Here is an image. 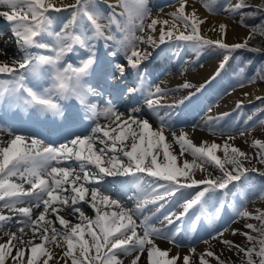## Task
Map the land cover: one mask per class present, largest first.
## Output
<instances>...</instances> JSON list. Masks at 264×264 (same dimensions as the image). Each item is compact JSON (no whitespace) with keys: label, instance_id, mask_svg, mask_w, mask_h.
<instances>
[{"label":"snow or ice","instance_id":"snow-or-ice-1","mask_svg":"<svg viewBox=\"0 0 264 264\" xmlns=\"http://www.w3.org/2000/svg\"><path fill=\"white\" fill-rule=\"evenodd\" d=\"M187 2L188 0H177L179 7L167 14L173 18L170 23L167 19L151 18L149 0H122L127 19L122 25L119 21L116 23L127 35L117 48L108 53L117 58L122 52L125 59L120 63L101 61L94 51L92 41L98 38L106 41L115 38L105 35L106 26L99 22L102 17L93 0H75V4L66 6H57L55 0H0V6L9 9L0 11V16L9 22L19 53L18 58L12 59L10 63H0V75L11 78V82L0 87V111L3 113L0 121L24 122L50 115L65 124L82 123L86 119L95 122V118L101 113L92 98L103 96L109 88L117 89L120 96L135 97L137 94H144L146 107L155 112L160 120L159 126L154 130L148 119L135 115L141 109L133 108V114L127 115L120 112L113 101L108 99L103 110L108 124L96 123L89 134L73 135L63 143H45L37 136L17 134L9 128L8 136L11 138L0 139V229L16 227L18 231L0 235V240H3L0 242V264H7L8 260L11 264H58L59 261H63V264H124L118 258V253L125 256L135 253L130 264H138L142 256L144 264H190L195 248L191 249L190 254L181 257L178 253L172 254L170 248H161L156 238L179 246L177 237L183 231L185 219L193 227L201 221L199 214L189 216L190 210L198 208L203 213L206 204L219 201L217 193L224 197L236 196L232 189L248 179L249 169L241 161L249 157L239 147L230 145L227 141L223 145L208 141L196 144L183 131L178 133L171 130L169 143L165 130L171 129L168 121L176 109L191 102L193 97L220 76L234 51L248 49V40L256 34L257 29L252 28L251 35L244 42L228 44L224 39L227 26L220 24L219 37L215 40L206 38L200 34L199 26L203 21L197 17L196 11L186 13ZM249 7L246 0H239L235 4H231L229 0L222 10L231 15H240L243 25L244 17L256 15L255 11H242ZM69 8L73 10L71 18L56 31L53 27V13ZM210 10L217 11L215 7H210ZM149 19L150 22L145 24ZM84 21L90 25L91 34L89 31L78 32ZM176 21L182 23L183 30ZM112 22L109 18V24ZM133 29L156 35L150 34L146 38L136 36ZM260 35H264V30L260 31ZM166 39L189 42L198 50L207 46L208 49L219 51L222 56L221 63L211 78L199 87L183 82L177 90L189 91L171 103H166L165 98L172 93L158 85H149L148 74L142 68L152 58L153 52L165 45ZM137 42L148 47L138 48ZM77 45L86 49V57L75 65L66 62L65 57L74 53ZM33 49L47 50L51 54H41ZM3 51L0 49V52ZM42 65L51 66V88L36 90L27 86L24 83L25 74L36 73ZM130 70L137 74V86L121 90L116 81L125 78ZM88 77H92L95 83L89 81ZM256 99L264 100V97L257 96ZM242 107L243 102L238 101L236 108ZM228 115L229 113H222L219 117L210 116L208 123L215 121L218 124ZM248 119L251 120L252 117ZM132 125L136 127L133 128ZM247 130L242 129L240 135L244 136ZM233 139L235 137L229 133L228 140ZM173 144L179 146L178 154L171 150ZM253 147L259 148V163L264 164V141L254 140ZM218 149L224 152L223 162L216 155ZM185 153L193 157L192 161L183 159ZM178 156L182 158L181 166L177 165ZM196 160L203 163L196 165ZM68 161L77 162L76 167L71 164L62 166L63 162ZM204 163L214 164L221 175L196 179L191 170L195 165L203 171ZM225 164L232 165V168L226 169ZM108 177L122 178L120 187L124 193L133 184L138 189L147 185V190L127 195V200L133 206L126 207L120 200L105 194L110 189H101V183ZM25 184L29 187L25 188ZM259 195L264 197V187L260 189ZM174 201L181 211L177 213L172 209L164 213L160 220L163 228L154 227L150 223V217L143 214L149 204L156 205L155 212H161L167 204ZM81 202H87L95 212L94 219L84 215L78 206ZM98 205L114 207L118 211L108 212ZM224 207V203H220L215 208V215L218 216ZM5 209L17 215H5ZM34 210H40L38 215H34ZM61 210L76 216L81 222L73 224L59 214ZM48 215L55 217L59 228L53 220L46 219ZM237 216L262 222L259 228L252 223L246 225V228L260 233L259 240L244 232L241 234L247 237L251 247L242 248L228 239L220 242L229 249H236L238 254L244 253L246 264H256L252 258L254 253L259 257V264H264V211L252 217L248 211L241 210ZM133 217L139 218L140 224ZM84 221H87L86 227L83 225ZM138 227H142V234H138ZM26 229H31V232H26ZM237 231L233 230L232 235H236ZM222 236L223 231H220L211 238ZM36 239L40 243H34ZM47 244L57 248L63 244L65 247L62 255L54 254L46 247ZM29 246L30 255L26 257ZM206 257H213L217 264H225L213 251L202 253L199 257L200 264H209Z\"/></svg>","mask_w":264,"mask_h":264},{"label":"rangeland","instance_id":"rangeland-1","mask_svg":"<svg viewBox=\"0 0 264 264\" xmlns=\"http://www.w3.org/2000/svg\"><path fill=\"white\" fill-rule=\"evenodd\" d=\"M96 1L104 2L103 5L100 4L103 7V9L100 5H98L96 10L99 12V14L102 17V19L99 22L106 26L104 29L105 35L113 36L115 38L112 40H108L107 41L108 46L106 48H104L106 50V52L109 53L110 51L114 50L115 48H117L119 46L120 41L124 39V37L127 35V33L125 31H123L120 27V29L122 31L121 35L119 36L116 34L118 29L115 28L112 24H109V18H111V16H109V10H107V8H106V6L108 4L104 0H96ZM111 1H112V4L115 5L116 8L123 14L122 18L115 14L116 18L114 17L113 19L112 18L111 19L113 21H115L117 19V21H119L121 25L124 24V22L127 19V13L125 12V8L123 7L122 0H111ZM168 1H170V0H164L163 3L157 8V10H159L163 6L169 4ZM173 1L176 2L177 0H173ZM188 1L194 2V0H188ZM195 1L199 2L201 4V6L203 7V9L207 13H209L210 15H214V16L222 15L225 12L222 10V7L225 4L229 3V0H195ZM171 2H172V0H171ZM230 2H231V4H235V3L239 2V0H230ZM246 2H247V4H249L252 7L253 11H256L257 9H264L261 5L262 0H246ZM72 4H75V0H69L67 3V5H72ZM1 7H3L4 11H9V9L7 7H4V6H1ZM149 7L152 9V11L154 10V4L151 2V0H149ZM210 7H215L217 9V11H211ZM72 11L73 10L71 8H69L66 11H62L61 15L64 18L63 24L66 23L71 18ZM59 14L60 13H53V15L55 16L54 29L56 31L60 30V29L59 30L56 29L59 26L55 27L56 24H60ZM229 17L235 24L249 30V34H248L247 38L251 35L252 28H254V27L247 25L245 23L246 17L243 18V25L241 24L242 17L240 15L229 14ZM147 21L148 20L145 21V24L148 23ZM136 23H138V21H136ZM3 24H4V26H3ZM180 24L182 25L181 22H180ZM244 25H247V26H244ZM89 27H90V25L88 24L87 21H85V23L83 22L80 25L78 32L79 31H89V33H90ZM260 27L262 28L261 30H264V22L256 28L258 32L261 31V30H259ZM181 30H183V26H182ZM133 32L136 36H140V34H142V32H139L135 29H133ZM200 34L202 36H205L206 38H210L209 35L207 33L203 32L201 29H200ZM263 38H264V35H260V33H256L255 35H252V38L248 40V49L249 48L254 49L255 47H257L256 44L254 43V41L256 43H258L259 41H262V45L264 46V39ZM102 41L104 42V39H102ZM244 41H242V42H244ZM242 42H240V43H242ZM92 43L94 44L93 41H92ZM175 44L184 45L185 48H187V49L192 47V44L189 42L180 41L177 39H166V45L167 46H172ZM144 46H145L144 44H140L139 42H137L138 48H144ZM0 49L4 50L3 52H0V60L2 62L10 63L12 59H16L19 56L18 49H17L16 43H15V38L12 36V32L10 30L9 22L5 18H1V17H0ZM248 49H242V51L252 53V51L248 50ZM198 52L201 55L200 57H198L199 59H198L197 64L199 65L200 63L203 62V58L205 57V55L214 54L215 52H218V51L214 50V49H208L207 46H205V47L200 48L198 50ZM78 54H80L81 60L83 58H85L87 55V54H83L81 51H79ZM111 58L114 60L113 57H111ZM115 59L118 60V62L123 63L125 58L123 56V53L121 52V54ZM243 59L244 58L242 56H236V53L234 51L231 54V59L229 60L228 64L234 63L236 60H237L236 65L243 64L244 63ZM251 62L253 63L252 65H249V66L244 65V66L248 69H253V70L256 69L257 72H255L253 74L247 73L246 71L241 69L238 72H236V74H232L233 71H230L232 74L231 79L226 78L225 73L221 72L220 75H222L223 82H221L220 84L217 83V78H215V80H212L211 84H209V86L203 92L205 98L207 97L206 104H205V107H206L205 112L206 113H210L209 109L211 110V108L214 107L219 100L223 99L224 96H226L231 90L236 89L238 87H241L240 86L241 84H243V86H244V85L255 83V84L264 86V77L261 75L260 63L256 59H253ZM145 65H146L145 67L147 68V71L152 72L151 77L150 78L148 77V79L150 81L149 84L151 86L157 85L161 80H163L165 78V76L168 73H170L169 69L162 67L158 61L154 62V64L152 65V68L150 67L151 65H149V64L148 65L145 64ZM227 65H226V67H227ZM153 67H156V68L153 69ZM191 70H192V68H191ZM127 76L130 77V72L127 74ZM122 79H127V77L122 78ZM41 80L45 81L46 77L42 78ZM33 81L34 80H32V82H31L32 86H34ZM119 82H120V80L116 81V83H119ZM214 82H216V83L213 85ZM110 83H112V81H110ZM122 88L123 87H122V82H121L120 89L123 90ZM210 88L213 92V98L211 97V93H209ZM108 90L113 91L112 88H109ZM125 90H126V87H125ZM112 96H116V93H108L107 92V94H105V96H103L104 100H102V102L100 103V106L102 108V112H103L104 108L106 107L105 101H107L108 99H111L113 101ZM120 97L122 99L124 98L123 96H120ZM261 97H264V95H262ZM141 99H142V101L140 100L141 102L138 101V102L128 106L127 110L122 109V107H118L117 102L116 103L113 102V103L116 105V107L118 108V110L120 112L126 113L127 115L133 114L132 113L133 108L141 109V111L137 112L135 115L138 118L148 119L150 121V123L153 120V125H154V130H155L159 126V123H160L159 116L155 112H153L152 110H149L146 107V105L144 103V96ZM257 101H258L257 99L247 101V108H245V106L242 107L241 109H239V112H237L235 114L232 113L230 116H228V118H226L224 120V122H223V120L219 121L217 127H211V129L208 130L210 135L217 137L219 139L228 138V134L231 133V135L236 137L238 139V141L240 142V144L243 147H245L242 151L247 153V156L249 157V159H242L241 162L243 163V166L245 168L249 169V171L247 172L248 179L246 181L242 180L243 181L242 183H240L236 188L232 189L234 192H236L235 197H233L232 195H229V199H226V197L222 196L220 193H217V196L220 197L219 201H212V202H209L208 204L205 205V216L200 221V224H201L200 229L198 228L197 225L195 227H193L191 225V223L188 221V219L186 218L185 223L183 225V231L177 237V239L180 241V244H179V246H176V247L190 248L191 249V248H194L197 246L201 247L206 242H211L212 240H218L220 242V240L223 239L222 237H225L227 231L230 228H232V226H234V225H238L237 226V230H238L237 232L239 233L238 239L234 243L237 245H240V247H242V248L251 247V245L249 244V242L247 240V237L245 235H242L241 233L247 232L248 234H250L251 230L246 228V225L249 223H252V224L259 223L260 221L254 219V218L237 216V213L241 210H246L252 214V217H255L261 211H264V197H261L259 195L260 189L262 187H264V175L257 177V178H254L255 176L259 175L262 170H264V164L259 163V157L257 156V153L259 152V148L253 147V141L254 140L259 139L261 141H264V123H261V121H264L263 116H262L263 111H264V106L260 107L259 105H257L256 104ZM141 105H143V106H141ZM192 105H194V103L191 104V102H188L184 106V108L186 110H188L192 107ZM200 108H202L201 104H200ZM150 111H152V113H150ZM240 112L243 113V114H240V115H242L241 119L238 118V116H240L239 115ZM176 114H177V109L173 113L171 120L168 121V123L171 125V129L166 128V130H165V135L168 138H171L170 137V131L171 130L184 131L187 129H193L194 128L193 125L196 126L195 121L188 122V120H191L189 116L187 117L188 119L180 120L179 123L181 125L178 126V124H176L174 122L175 121L174 118L177 117ZM260 116H262V118ZM249 117H252V119L249 120L248 119ZM101 120H102L101 125H106L109 123V121L104 118L103 114L101 115ZM245 128H247L248 130L245 132L244 136H241L240 131L242 129H245ZM0 132L4 133V138L5 137L11 138L10 136H8V132H6V133L4 131H0ZM232 145L237 147L234 143ZM217 153H219V158L223 162L224 161V152L219 149L217 151ZM185 155L190 156V154H188V153H185ZM192 159H193V157H192ZM202 163H203L202 161L196 160V165H200ZM225 168L230 170L232 168V165L225 164ZM252 169H258L259 171H252ZM191 171L195 174L196 179H202L205 177L201 173H205L206 176H208V175H212V176L221 175L220 170L214 164H207V163H204V170L203 171L200 168L196 167L195 165L193 166ZM17 182H19V181H17ZM135 186L136 185L133 184L130 188L127 189V191H131L130 193L125 192L124 194L120 195L118 193L120 191L114 189V186H112L111 184H108L106 186L100 185L102 190H103V188H108L110 190L114 189V191H110V192H107L105 194L111 195L114 199L120 200L121 203H126L125 204L126 207H132L133 206L132 203L127 200V195H131V194H133V192H136L137 194H139L141 192V189H138ZM24 187L27 188L29 186H27V184H25ZM132 187H135V188H132ZM229 187L232 188L231 185ZM220 203H224L225 207L221 210L220 214L217 216V215H215V208L219 207ZM98 206L104 208V210L108 211V212L118 211V209H116V208L108 210L109 208L107 206H103V205H98ZM57 207L62 208V206H60V205H57ZM81 209L84 212L85 216L92 218V219L95 218V212L88 205L81 207ZM155 209H156V205H154V209L152 210V212H154ZM172 209H175L177 211V213H179V211H181V209L176 206L175 201H174L171 204H167L166 207L163 210H161V212H157L152 218L150 217L149 209L144 210L143 214L148 215L150 217V223L154 227L163 228L164 225L160 223V220L162 219V215L164 213H166L167 211L172 210ZM3 211H4L5 215H14V213H11L6 209ZM197 211H198L197 208H194V209L190 210L188 215L192 216L193 213L197 214ZM38 212L39 211L35 210L34 215H38ZM59 214L65 216V218L69 219L73 224H75L77 222H81V221L76 219V216L69 215L67 213V211H65V210H61ZM46 219L53 220L55 223V226L57 228L60 227L59 224L55 222L54 216L48 215V216H46ZM133 219L136 220L137 224H140L139 218L133 217ZM83 225L86 227L87 221H84ZM12 231H18V229L16 227L0 229V235H2L3 233H6V232H12ZM142 231H143L142 227L137 228L138 234H142ZM220 231H223L222 237H218L217 239L211 238L212 236H215ZM26 232L30 233L31 229H26ZM28 238H30V236ZM85 238L86 239L88 238L87 234H86ZM0 242H1V240H0ZM156 242L157 243L158 242H167V243L171 244L170 242L163 240L161 238H156ZM34 243H40L39 239H36L34 241ZM171 245H173V244H171ZM46 247H48L50 250L56 249V250H52L54 252V254L62 255V250L65 246L62 244L61 247L57 248V247H55V245L47 244ZM26 251H27L26 257H27L30 255V246H29V250H26ZM134 256H135V253H133L132 256H125L122 253H118V258L121 259L124 262V264H130V261ZM142 257H141V259H142ZM219 257L221 260L225 261V264H246V260H247L244 253L238 254L236 249H229L228 247L226 248V252L224 251L221 254V256L219 255ZM252 258L254 261H256V264H258L259 257L255 254H253ZM38 259H39V257H38ZM140 261L138 262V264L140 263ZM60 263L63 264V261L58 262V264H60ZM50 264H52V262H50ZM214 264H217V262L215 261Z\"/></svg>","mask_w":264,"mask_h":264},{"label":"bare ground","instance_id":"bare-ground-1","mask_svg":"<svg viewBox=\"0 0 264 264\" xmlns=\"http://www.w3.org/2000/svg\"><path fill=\"white\" fill-rule=\"evenodd\" d=\"M68 1L69 0H55L57 6H60L61 4L66 6ZM105 1L109 5H111V7H116L115 5L112 4L111 0H105ZM163 1L164 0H151V2L154 4V10L151 12V18L167 19L171 23L173 21V18L167 14L175 11L179 7V4L177 3V1L171 2L170 0L168 1L169 4L160 8L163 11H160V9L157 10V8L163 3ZM185 10H186V13L191 12L193 10L196 11L197 17L203 21V23L200 24L199 26L200 29L203 32L207 33L209 37L213 40L217 39L220 35V29H219L220 24H225L227 26V29H226L227 34L224 39H225V42L229 44L240 43L246 40L249 34V30L235 24L230 19L229 13L227 12H224L220 16L210 15L203 9L201 4L195 0L194 2L188 1ZM0 11H4L3 7L1 6H0ZM0 17L4 18L3 16H0ZM147 22L149 23L150 19ZM176 23L178 24L180 28H182V25L180 24L179 21H176ZM157 27L159 28L160 25H157ZM150 34L156 35L155 33H149L148 31H145V32H142L140 36H144L146 38L147 35H150ZM100 39L101 38L96 39L95 42L97 40L100 41ZM103 46L104 47L107 46L106 42L103 43ZM162 46L163 47L159 50V52H157L154 59L153 60H151L152 58L150 59L149 65H151L150 67L152 68V65L154 64V62L158 61L162 67L169 69L170 73H168L165 76V78L157 84L158 86L172 93L165 98L166 103H171L175 99L182 98L189 91L187 89L177 90L178 86L182 84L183 82L187 81L195 85L196 87H199L200 85L204 84L206 80H208L214 75L215 70L218 68L222 60V56L218 51V52H215L214 54L205 55V57L203 58V62L198 65L197 64L198 59H199L198 57H200L201 55L198 52L197 48L192 46L191 48L187 49L185 48L184 45H177V44L172 45V46H167L166 43L165 45H162ZM145 47H148V46L145 45L144 48ZM157 50L153 52L152 57L154 56ZM0 63H5V62H2L0 60ZM155 68L156 67H153V69ZM134 75H135V72H134ZM135 86L137 85H134V87ZM116 93L119 95L118 90ZM201 93H198V95H201ZM246 93L248 95H245ZM198 95H196V98H199ZM262 95H264V86L252 83V84L244 85L242 87H238L236 89L231 90L229 94H227L223 99L219 100L216 103V105L211 108L210 113L205 112V108H206L205 103L204 104L202 103V108L199 107L198 103L194 104L195 106L193 108L191 107L188 110V113H186V117L189 116L191 119V120H188V122L195 121L196 126L193 129H187V130H184L183 132H187L189 134V137L196 144H199L201 141H208L209 143L215 142L217 144L223 145V143L227 141L230 145L234 143L237 147L243 150L245 147H243L240 144V142L238 141L236 137L233 140H228V138L219 139L217 137L210 135L208 130L211 129V127H217L218 124L215 121L208 123V117L210 116L219 117L222 113H227L235 109L238 101H242L243 103H246L247 101L256 99L257 96H262ZM141 96L142 94H137V96L132 97V98L125 96L123 101L125 103L129 102L128 104L130 105L131 103L137 100L142 101ZM150 113H152V111H150ZM151 124L154 129L153 120ZM132 127L135 128L136 126L132 125ZM177 132L179 133L181 132V130ZM0 139H4L3 132L2 133L0 132ZM168 142L171 143V138L168 139ZM171 150L174 152V154H178L179 146L176 144H173ZM217 151H216V155L219 157V153H217ZM181 159L182 158L178 156V159H177L178 166H181ZM183 159H187L191 161L192 157L191 155L190 156L185 155ZM201 174L206 176L205 173H201ZM122 204L125 205L126 203H122ZM108 208H109L108 210H111L114 207L112 208L108 207ZM40 210H42V206ZM237 226L238 225L232 226V228H230L227 231L226 236L222 238L231 240L233 242L237 241L239 233L237 232L236 235H232V231L237 230ZM6 238L7 237L5 236L4 239ZM1 242H3V240H1ZM157 244L161 248H170L172 254L178 253L181 257H183L184 255L190 254L191 249H192V248L191 249L190 248H179L167 242H158ZM194 248L196 249V251L195 253L191 254L190 264H200V261H199L200 255L208 251H213L217 255L221 256V254L224 251L226 252L227 246L223 245L218 240H212L211 242H206L201 247L197 246ZM52 250H56V249H52ZM206 259L208 260L209 264L215 263V259L213 257H206ZM7 263L11 264V261L8 260ZM139 264H144V257H142Z\"/></svg>","mask_w":264,"mask_h":264},{"label":"trees","instance_id":"trees-1","mask_svg":"<svg viewBox=\"0 0 264 264\" xmlns=\"http://www.w3.org/2000/svg\"><path fill=\"white\" fill-rule=\"evenodd\" d=\"M261 5L264 8V0H262ZM242 11L252 12L253 9L250 6L249 8L243 9ZM255 12H256V15L248 16L245 18V23L247 25H250V26L257 28L260 24H262L264 22V9H257ZM261 29L262 28L260 27L259 30H261ZM256 33H260V32L257 31ZM254 43L257 46L254 49H259V51L251 50L252 53H250V52H243L242 49L236 50L235 51L236 56H242L244 58L243 59L244 63L236 65V63H237V60H236L234 63H229L226 68L230 71H234V70L238 69L239 67L249 66L251 64V61L253 59H256L260 63L261 75L264 77V46L262 45V41H259L258 43H256L254 41ZM249 71L253 72V69H249ZM256 104L259 105L260 107H262V106H264V100H258L256 102ZM263 116H264V111H263ZM261 173H264V170H262ZM261 223H262L261 221L259 223H255L257 228L260 227ZM249 235L257 237V241L260 238V233L257 231L251 230ZM256 248H257V250L259 249V243L258 242L256 243ZM258 264H259V262H258Z\"/></svg>","mask_w":264,"mask_h":264}]
</instances>
